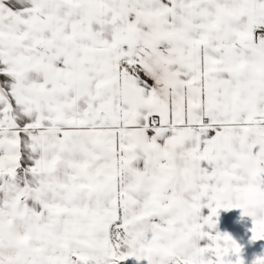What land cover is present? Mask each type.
<instances>
[{"label":"snow or ice","instance_id":"snow-or-ice-1","mask_svg":"<svg viewBox=\"0 0 264 264\" xmlns=\"http://www.w3.org/2000/svg\"><path fill=\"white\" fill-rule=\"evenodd\" d=\"M234 208L264 240V0H0V264H232Z\"/></svg>","mask_w":264,"mask_h":264},{"label":"crops","instance_id":"crops-1","mask_svg":"<svg viewBox=\"0 0 264 264\" xmlns=\"http://www.w3.org/2000/svg\"><path fill=\"white\" fill-rule=\"evenodd\" d=\"M242 228H235L233 234H229L234 240L241 246L242 252L239 257L231 256L232 264H237L239 259H243L245 264H255L257 259L264 258V240L253 241L252 240V228L254 222L251 217L242 216L239 217ZM250 221V223L246 222ZM245 223V224H244Z\"/></svg>","mask_w":264,"mask_h":264},{"label":"rangeland","instance_id":"rangeland-1","mask_svg":"<svg viewBox=\"0 0 264 264\" xmlns=\"http://www.w3.org/2000/svg\"><path fill=\"white\" fill-rule=\"evenodd\" d=\"M207 212V210H205ZM244 216L241 209H232L230 211H221L217 230L222 234H233L235 228H242L239 217ZM246 222L250 223V221ZM245 224V223H244Z\"/></svg>","mask_w":264,"mask_h":264}]
</instances>
